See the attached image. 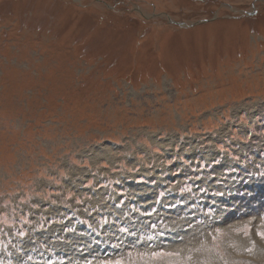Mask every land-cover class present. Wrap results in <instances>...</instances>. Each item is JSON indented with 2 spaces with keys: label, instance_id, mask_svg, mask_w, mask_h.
Segmentation results:
<instances>
[{
  "label": "rangeland",
  "instance_id": "obj_1",
  "mask_svg": "<svg viewBox=\"0 0 264 264\" xmlns=\"http://www.w3.org/2000/svg\"><path fill=\"white\" fill-rule=\"evenodd\" d=\"M260 245L264 0H0V264Z\"/></svg>",
  "mask_w": 264,
  "mask_h": 264
},
{
  "label": "bare ground",
  "instance_id": "obj_2",
  "mask_svg": "<svg viewBox=\"0 0 264 264\" xmlns=\"http://www.w3.org/2000/svg\"><path fill=\"white\" fill-rule=\"evenodd\" d=\"M187 244V243H186ZM256 244V243H255ZM264 247L262 246V245H260L259 247H258V249L260 250V249H263ZM233 249V248H232Z\"/></svg>",
  "mask_w": 264,
  "mask_h": 264
}]
</instances>
